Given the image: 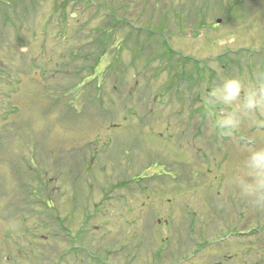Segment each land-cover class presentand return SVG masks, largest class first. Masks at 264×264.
I'll return each instance as SVG.
<instances>
[{"label":"rangeland","instance_id":"rangeland-1","mask_svg":"<svg viewBox=\"0 0 264 264\" xmlns=\"http://www.w3.org/2000/svg\"><path fill=\"white\" fill-rule=\"evenodd\" d=\"M228 75L264 77V0H0V264H264Z\"/></svg>","mask_w":264,"mask_h":264},{"label":"clouds","instance_id":"clouds-1","mask_svg":"<svg viewBox=\"0 0 264 264\" xmlns=\"http://www.w3.org/2000/svg\"><path fill=\"white\" fill-rule=\"evenodd\" d=\"M206 103L212 107L239 106L245 113H264V77L255 84H246L238 75L225 76L222 82L209 92ZM260 123L264 124V121ZM239 126V112L235 110L226 112L214 121V127L224 133L231 132ZM244 168L246 176L251 179L237 175L233 182L239 186L242 195L264 201V146L254 148L248 153Z\"/></svg>","mask_w":264,"mask_h":264},{"label":"flooded vegetation","instance_id":"flooded-vegetation-1","mask_svg":"<svg viewBox=\"0 0 264 264\" xmlns=\"http://www.w3.org/2000/svg\"><path fill=\"white\" fill-rule=\"evenodd\" d=\"M222 68H225L224 66H222ZM220 69H221V67H220ZM225 70V69H224Z\"/></svg>","mask_w":264,"mask_h":264},{"label":"water","instance_id":"water-1","mask_svg":"<svg viewBox=\"0 0 264 264\" xmlns=\"http://www.w3.org/2000/svg\"><path fill=\"white\" fill-rule=\"evenodd\" d=\"M217 22L219 23L220 21L218 20Z\"/></svg>","mask_w":264,"mask_h":264}]
</instances>
